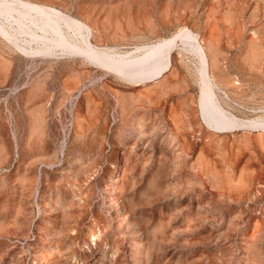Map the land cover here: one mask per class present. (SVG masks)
I'll return each mask as SVG.
<instances>
[{"label": "rangeland", "instance_id": "rangeland-1", "mask_svg": "<svg viewBox=\"0 0 264 264\" xmlns=\"http://www.w3.org/2000/svg\"><path fill=\"white\" fill-rule=\"evenodd\" d=\"M28 1L90 33L45 56L0 17V264H264V0ZM213 26L212 114L234 127L207 122L189 49L173 78L121 76Z\"/></svg>", "mask_w": 264, "mask_h": 264}, {"label": "bare ground", "instance_id": "bare-ground-1", "mask_svg": "<svg viewBox=\"0 0 264 264\" xmlns=\"http://www.w3.org/2000/svg\"><path fill=\"white\" fill-rule=\"evenodd\" d=\"M231 8H233V6ZM14 11H16V13L18 14H15ZM236 15H239V14H236ZM0 17H5L7 21L12 20L14 27L17 28L18 32H20L19 34H21L22 36L29 37L31 46H36L35 48L37 50L36 53L43 54L46 56L48 54H51V52H53L54 50L53 48L56 46L62 47L61 49H63V47L69 48L68 47L69 43L65 41H67L66 39V36L68 33L67 29L70 28L71 26L76 27L78 31V36L82 38V42L85 44V46H87V42H88L87 37L90 33L89 26L65 14L62 10L56 7L37 4V3H33L28 0H0ZM5 22L0 23V33L1 34L7 33L8 25L6 26ZM235 28H232V29H235ZM208 30L210 32V35H208L209 44H207L206 40L202 38L200 34L196 33V31L193 28H181L178 32H176L171 37L157 40V42L141 50L144 52V56L138 60V65L133 70L128 67H125L122 70H120L122 72L121 76L126 77L128 80L135 82V83L141 82L143 80H149V79L161 80V79H165L166 77H170V76H172L173 78L176 73L174 70V64H173L174 56L182 55V53H186L184 48L189 49L195 55V57L198 58L199 63H200V70L203 72V75H204V80H203L204 96L202 100L203 99L205 100H204V103L202 102V108L203 110L205 109L204 114L206 117H208L207 122H209L210 124H214V126H216V128L218 129H227V128L229 129L230 126L231 127H234V126L230 124V120L228 119V117L222 114L223 111L221 112L219 109V112L215 113L216 116L212 114L213 111L215 110V106L213 105L212 102L217 94L214 88H218V91L223 92L225 95L227 93L223 91L222 89L223 86L220 87V85L218 84L219 81L217 82L218 79L216 80L215 78L216 76L215 70L216 68L218 69L220 66H219V61H218L219 59L218 55H216L214 52L212 53L211 51L212 45H216L214 42V37H213L214 26L210 27V29ZM48 31L50 33H48ZM255 34L257 33L255 32ZM215 40L217 39L215 38ZM74 41L76 40L74 39ZM19 43L21 44V42ZM20 49L23 51L24 54L26 53L30 55L33 53L31 52L32 50L30 51V48L27 49V48L21 47ZM251 51H252V48H251ZM127 65L128 64H126V66ZM177 77H179V75ZM219 92L217 95H219ZM210 115H213V116H210ZM253 130L259 131V133L264 132V128L262 127L255 128Z\"/></svg>", "mask_w": 264, "mask_h": 264}]
</instances>
